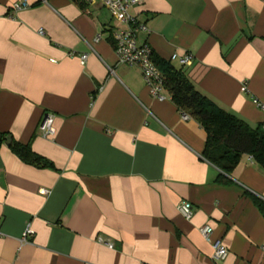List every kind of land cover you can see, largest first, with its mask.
<instances>
[{"label": "crops", "instance_id": "0c3cea01", "mask_svg": "<svg viewBox=\"0 0 264 264\" xmlns=\"http://www.w3.org/2000/svg\"><path fill=\"white\" fill-rule=\"evenodd\" d=\"M20 1L0 0V264H264L252 198L264 202V172L251 157L229 184L216 181L201 126L117 64L119 24L99 2L24 0L13 12ZM130 14L154 56L249 126L264 124V0H142ZM186 52L190 66L170 61ZM46 114L52 138L38 130ZM8 139L54 168L23 163ZM27 224L35 235L22 244ZM207 225L228 250L222 262L199 232Z\"/></svg>", "mask_w": 264, "mask_h": 264}, {"label": "trees", "instance_id": "16d2710c", "mask_svg": "<svg viewBox=\"0 0 264 264\" xmlns=\"http://www.w3.org/2000/svg\"><path fill=\"white\" fill-rule=\"evenodd\" d=\"M152 61L163 74V91L170 96L178 112L196 121L205 131L203 158L219 170L216 180L218 183L229 184L228 176L242 156L251 157L264 172V124L249 126L198 91L181 69H176L154 55ZM4 136L0 134V139ZM9 149L27 165L39 169L54 168L49 160L35 154L30 144L23 145L12 140ZM252 198L259 211L264 214V202Z\"/></svg>", "mask_w": 264, "mask_h": 264}, {"label": "built area", "instance_id": "2783aa9c", "mask_svg": "<svg viewBox=\"0 0 264 264\" xmlns=\"http://www.w3.org/2000/svg\"><path fill=\"white\" fill-rule=\"evenodd\" d=\"M79 3L88 5L93 2H99L108 12L112 14L119 26L115 27L110 33V39L113 44V50L117 57V64L128 68H138L141 71L144 83L151 96L157 100H163L161 93L163 91V74L156 67L153 58V51L147 42L140 43L138 37L140 34H149L147 26L139 21L130 11L141 5L142 0H77ZM29 8L26 1H20L12 5L13 12H20ZM39 34H43L40 30ZM98 40L100 37L97 38ZM87 59V55L81 56V63ZM170 61H178L182 66H190L193 62V55L186 52L183 56L174 54ZM112 73L113 71L109 69ZM261 110H264V104H258ZM183 120H187L186 115H182ZM39 132L46 138H52L56 133L55 116L46 114L43 116L39 127ZM46 194L45 190L40 191ZM177 211L182 218L189 221L194 214L193 205L183 201L177 206ZM201 236L210 243L212 248V259L216 262L224 261L228 256V250L220 240H213V229L209 225L199 229ZM35 231L31 224H27L22 234L20 242L28 243L33 238ZM2 234L0 233V238ZM111 247V245H109Z\"/></svg>", "mask_w": 264, "mask_h": 264}, {"label": "water", "instance_id": "95a60500", "mask_svg": "<svg viewBox=\"0 0 264 264\" xmlns=\"http://www.w3.org/2000/svg\"><path fill=\"white\" fill-rule=\"evenodd\" d=\"M7 143H8V144H10V143H11V140H10V139H8V140H7Z\"/></svg>", "mask_w": 264, "mask_h": 264}]
</instances>
